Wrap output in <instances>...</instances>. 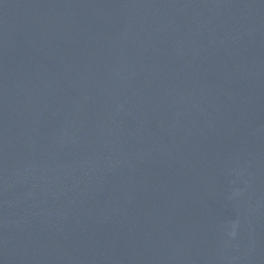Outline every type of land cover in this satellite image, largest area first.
I'll return each mask as SVG.
<instances>
[{
	"label": "water",
	"instance_id": "1",
	"mask_svg": "<svg viewBox=\"0 0 264 264\" xmlns=\"http://www.w3.org/2000/svg\"><path fill=\"white\" fill-rule=\"evenodd\" d=\"M0 264H264V0H0Z\"/></svg>",
	"mask_w": 264,
	"mask_h": 264
}]
</instances>
